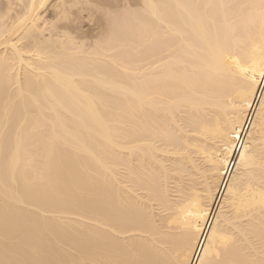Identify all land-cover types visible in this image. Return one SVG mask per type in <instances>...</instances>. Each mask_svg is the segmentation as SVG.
<instances>
[{"label": "bare ground", "instance_id": "bare-ground-1", "mask_svg": "<svg viewBox=\"0 0 264 264\" xmlns=\"http://www.w3.org/2000/svg\"><path fill=\"white\" fill-rule=\"evenodd\" d=\"M131 4L0 0V264H264V0Z\"/></svg>", "mask_w": 264, "mask_h": 264}, {"label": "rangeland", "instance_id": "rangeland-1", "mask_svg": "<svg viewBox=\"0 0 264 264\" xmlns=\"http://www.w3.org/2000/svg\"><path fill=\"white\" fill-rule=\"evenodd\" d=\"M119 1H120V3H121V7H120V8H122V7H123V4L126 2V0H119ZM137 1H138V0H131L132 4L130 5V8H131V7H135L136 5H135L134 3H136ZM52 3H53V2H51V3H47L48 5L45 7V9H43L44 11H42V14H43L44 16H46L47 18L51 17V16H52V13H53V11H54V9L51 7V4H52ZM78 6H79V5H78ZM87 6H88V5H87ZM75 7H77V6L72 7L73 9L70 7V8L72 9V10L70 9V11H73V10H74V12H75V10H76ZM89 7H90V6H89ZM89 7H88V8H89ZM89 9H90V8H89ZM77 10H78V9H77ZM77 10H76L77 13H76L75 15H74V12H73V14H72V12H71L72 15L70 16L71 18L74 16L76 20L74 19L75 21H74V20L71 21L73 18H72V19L70 18V19H71V20L69 19L70 21L68 20L69 23L71 22L70 24H72V22H75V23H76V26H78V27H77V28H78V31H77V29H74V31H77V33H78V32L80 33V31H84L85 34H89V32H90L89 36H92L94 33H97V32L99 31V29H100V26H99L100 24H99V23H100L102 20H104L102 14H100L101 12H100V11H99V12H98V11H94L95 14H94L91 18H87L86 15H87V13H88V12H87L88 10L84 9V10H82L81 12H78ZM78 13H79V14H78ZM77 14H78V19L76 18V17H77V16H76ZM99 14H100V16H99ZM98 16H99L101 19H100ZM79 17H80V18H79ZM96 17L99 18L101 21L99 20V21H100V22H99L98 20H96V19H97ZM102 18H103V19H102ZM97 21H98L99 23H98ZM65 23H67V22H65ZM69 23H68V24H69ZM75 23H74V24H75ZM97 23H98L99 25H98ZM74 24H72V25H74ZM76 26H75V27H76ZM97 26H98V27H97ZM87 31H89V32L87 33ZM91 32H94V33L92 34ZM91 34H92V35H91ZM90 38H91V37H90ZM90 38L88 39L89 41H90ZM86 40H87V38H86ZM88 40H87V41H88Z\"/></svg>", "mask_w": 264, "mask_h": 264}]
</instances>
